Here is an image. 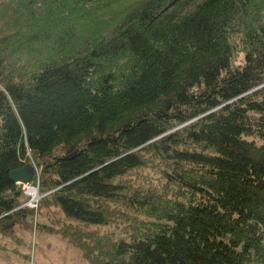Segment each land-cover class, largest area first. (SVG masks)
<instances>
[{"label": "trees", "instance_id": "16d2710c", "mask_svg": "<svg viewBox=\"0 0 264 264\" xmlns=\"http://www.w3.org/2000/svg\"><path fill=\"white\" fill-rule=\"evenodd\" d=\"M24 165L89 264H264V0H0V237Z\"/></svg>", "mask_w": 264, "mask_h": 264}, {"label": "rangeland", "instance_id": "374dc122", "mask_svg": "<svg viewBox=\"0 0 264 264\" xmlns=\"http://www.w3.org/2000/svg\"><path fill=\"white\" fill-rule=\"evenodd\" d=\"M31 186L36 189L31 181ZM20 188V186H19ZM26 196L23 206L33 211L32 227L29 229H19L17 227L15 236L0 237V264H89L79 250L71 245L59 228L62 227L61 216L49 214L44 218L37 213L38 201H32L35 207H30L28 203L32 200L31 193L27 189L20 188ZM52 210V209H50ZM34 219L39 223L51 226V230L38 228L34 230ZM127 220H118L111 224L118 229H126Z\"/></svg>", "mask_w": 264, "mask_h": 264}, {"label": "water", "instance_id": "95a60500", "mask_svg": "<svg viewBox=\"0 0 264 264\" xmlns=\"http://www.w3.org/2000/svg\"><path fill=\"white\" fill-rule=\"evenodd\" d=\"M33 166L32 165H24L21 168L12 170L9 173V178L16 184L20 183H30L33 178Z\"/></svg>", "mask_w": 264, "mask_h": 264}, {"label": "built area", "instance_id": "2783aa9c", "mask_svg": "<svg viewBox=\"0 0 264 264\" xmlns=\"http://www.w3.org/2000/svg\"><path fill=\"white\" fill-rule=\"evenodd\" d=\"M17 185L20 186V188L22 187V188H24V189H27V192L29 191L30 188H31V189H35L34 187L31 186V182H30V183H25V184L20 183V184H17ZM35 190H37V187H36ZM38 197H39V195L37 194V192L34 193V194H31V198H32V200L28 203V205H29L30 207H35L36 205L33 204L32 201L37 200Z\"/></svg>", "mask_w": 264, "mask_h": 264}, {"label": "bare ground", "instance_id": "6f19581e", "mask_svg": "<svg viewBox=\"0 0 264 264\" xmlns=\"http://www.w3.org/2000/svg\"><path fill=\"white\" fill-rule=\"evenodd\" d=\"M28 192H30L31 194H34V193H36L37 191L35 190V189H29V191Z\"/></svg>", "mask_w": 264, "mask_h": 264}]
</instances>
